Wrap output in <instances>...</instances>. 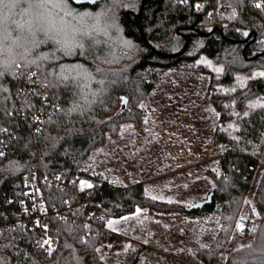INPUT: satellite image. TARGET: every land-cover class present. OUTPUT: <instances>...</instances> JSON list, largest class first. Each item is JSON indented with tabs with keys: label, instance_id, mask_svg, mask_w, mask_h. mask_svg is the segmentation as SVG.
I'll list each match as a JSON object with an SVG mask.
<instances>
[{
	"label": "trees",
	"instance_id": "16d2710c",
	"mask_svg": "<svg viewBox=\"0 0 264 264\" xmlns=\"http://www.w3.org/2000/svg\"><path fill=\"white\" fill-rule=\"evenodd\" d=\"M65 1L76 11H96L103 4L123 0H102L94 5ZM134 1L137 6H119L111 13L118 18L124 37L144 48L130 71L133 79L141 74L140 81L126 79L125 74L119 79H99L108 70L100 57H108V52L92 36L78 33L75 51L66 54L67 49L55 38H46L44 45L29 40L18 45L13 39L16 44L10 39L3 44L0 32V135L6 143V152L0 157V216L5 211L11 219L21 209L24 180L30 172L41 175L43 169L80 179L86 173L84 157L105 140L109 127L115 129L113 126L125 117L127 107L117 110L124 97L128 104L132 102L138 83L148 90L160 72L195 61L201 54L225 63L220 82H231L237 71L264 69V13L255 6L258 0H218L232 8L227 17L219 19H209L206 8L198 10V0H146L144 8L143 0ZM10 3L5 0L0 5V31L10 24L15 36L20 21L35 12L36 3L43 6L39 21L44 28L50 29L56 13L63 11L56 0H23L8 7ZM84 25L92 29L94 24L84 21ZM247 31L254 34L247 38ZM18 64L22 65L15 71ZM87 69V76L79 73ZM24 70L35 72L38 85L49 88L57 103L35 134L31 126L46 100L40 89H27ZM250 79L231 94L238 110L235 131L222 130L218 137L226 148L220 159L224 177H216L218 188L210 191L214 194L211 203L189 210L198 214L219 211L222 215L224 224L212 246L215 252L225 246L245 199L251 196L254 207L250 214L259 217L256 237L234 248L227 264H264V163L258 166L264 151V102L247 104L264 97V75ZM40 185L49 208H58L71 198L69 191L41 179ZM91 189L93 200L78 212L77 224L54 218L59 241L50 255L35 241L31 229L15 226L0 231V264H135L138 249L125 247L120 234L103 229L102 219L132 213L136 206L151 200L143 183L121 188L102 179ZM114 250L118 258L111 255ZM123 251L127 256L124 261L119 258Z\"/></svg>",
	"mask_w": 264,
	"mask_h": 264
},
{
	"label": "rangeland",
	"instance_id": "374dc122",
	"mask_svg": "<svg viewBox=\"0 0 264 264\" xmlns=\"http://www.w3.org/2000/svg\"><path fill=\"white\" fill-rule=\"evenodd\" d=\"M11 1L20 4L23 0ZM56 1L62 4L58 9L63 11H59L61 15L56 13V21H51L50 29L44 28L39 21L43 6L36 3L35 12H30L31 15L18 24L19 37L8 28L10 24L1 28L4 38L1 43L10 39L16 40L18 45L27 40L44 45L46 38H55L64 45V49L74 52L78 33L92 36L108 52V57H100L108 70L99 79H119L124 74L126 79L133 81L142 79L141 74L133 79L130 71L144 48L124 37L118 18L111 13L119 6H137L136 1L103 4L96 11H76L65 0ZM84 21H91L93 28L84 25ZM13 23H17V19ZM65 52L70 54L67 50ZM21 65L18 64L15 71ZM88 71L79 73L87 76ZM263 72V68L237 71L231 82H220L225 73V63L217 62L206 54L185 65L170 66L152 81L150 89L138 83V94L126 106L125 117L113 126L115 129L109 127L105 140L84 157L82 167L86 173L77 182L99 186L102 179H108L121 188L142 182L151 198L136 206L132 213L102 219L103 229L120 234L125 247L138 249L139 260L135 264H227L229 253L234 248L255 239L259 217L250 214L254 207L251 196L245 199L225 246L215 252L212 246L224 224L222 215L219 211L198 214L186 210L185 206L204 200L211 190L218 188L216 177H224L220 159L226 151L218 137L222 130L233 133L238 124V110L231 94ZM261 102H264L263 96L249 100L247 104ZM122 104L121 100L117 112ZM260 161L264 163V151ZM254 178L257 180L256 176ZM68 199H74V196ZM66 202L58 206L64 213L63 217L50 214L52 231L56 236L55 217L77 224L78 212L86 208L80 205L67 207ZM44 204L49 207L45 194ZM241 215L257 221L252 236L245 237L239 232ZM123 217L129 219L124 220ZM110 220L119 221L113 225L115 230L108 226ZM124 253L122 257L119 254L123 261L125 257L127 259ZM111 255L116 257V250Z\"/></svg>",
	"mask_w": 264,
	"mask_h": 264
},
{
	"label": "built area",
	"instance_id": "2783aa9c",
	"mask_svg": "<svg viewBox=\"0 0 264 264\" xmlns=\"http://www.w3.org/2000/svg\"><path fill=\"white\" fill-rule=\"evenodd\" d=\"M184 1V0H180ZM263 0L255 2L264 13ZM198 10L206 8L209 19H219L220 17H227L232 8L218 0H198L196 2ZM227 18H225L226 20ZM28 80V90L36 88L41 90L46 104L41 111H39L34 118V124L31 126V131L35 134L39 129V124L42 123L47 114L56 108L57 103L53 99L49 88L43 85H38L36 73L30 70L22 71ZM0 152H6V143L4 137L0 135ZM2 155V156H3ZM1 157V156H0ZM258 166H263L262 161H258ZM42 182H47L55 187L69 191L74 199H67V207H75L80 205L86 207L88 203L93 200V195L90 187H84L80 182L74 179H68L61 173H50L42 169L41 175L36 172H30L26 175L23 186V194L20 199L21 209L15 214L13 218H9L5 211L4 216H0V231L10 227L22 226L34 231V238L37 243L47 253H52L56 249L58 236L53 234L52 225L50 222V214H56L63 217L64 213L56 207L44 206V192ZM218 202V200H216ZM243 218V219H242ZM243 225V230L238 227L239 232L245 237L252 236L256 231L257 221L249 216L241 215L238 220V225ZM49 241L45 244L44 241Z\"/></svg>",
	"mask_w": 264,
	"mask_h": 264
},
{
	"label": "water",
	"instance_id": "95a60500",
	"mask_svg": "<svg viewBox=\"0 0 264 264\" xmlns=\"http://www.w3.org/2000/svg\"><path fill=\"white\" fill-rule=\"evenodd\" d=\"M75 4L77 5H84V4H91V5H94L96 4L97 2L99 1H102V0H72ZM145 4H146V0H143V3H142V8L145 7ZM247 34V38L249 36H251L253 33V31H247L246 32ZM128 104V98L127 97H124L123 99V104H122V108H126ZM213 192L209 193L208 196L204 199V200H201V201H198L192 205H189V206H185V209L186 210H193V209H196V208H200L202 207L203 205L205 204H208V203H211L212 200H213Z\"/></svg>",
	"mask_w": 264,
	"mask_h": 264
},
{
	"label": "snow or ice",
	"instance_id": "6c2138e0",
	"mask_svg": "<svg viewBox=\"0 0 264 264\" xmlns=\"http://www.w3.org/2000/svg\"><path fill=\"white\" fill-rule=\"evenodd\" d=\"M5 4V0H0V5H4ZM8 7H14L15 6V4L14 3H10L9 5H7ZM257 7H260V5L259 4H257L256 5ZM67 51L68 52H70V49H67ZM260 75H264V73H260ZM3 155V153L2 152H0V156H2ZM81 185L82 186H84V187H92V185L91 184H88L87 182H85V181H81ZM153 198H155V197H153ZM137 212H139V209L137 210ZM123 219L124 220H128L129 218L128 217H123ZM243 219V218H242ZM117 223H119V221H108V226L110 227V228H113V225L114 224H117ZM238 227L241 229V230H243V225L242 224H240V225H238ZM113 230H115V228H113ZM44 243L45 244H48L49 243V241H44Z\"/></svg>",
	"mask_w": 264,
	"mask_h": 264
}]
</instances>
